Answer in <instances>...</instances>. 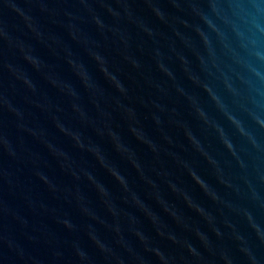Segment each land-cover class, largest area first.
Returning <instances> with one entry per match:
<instances>
[{
    "label": "water",
    "instance_id": "1",
    "mask_svg": "<svg viewBox=\"0 0 264 264\" xmlns=\"http://www.w3.org/2000/svg\"><path fill=\"white\" fill-rule=\"evenodd\" d=\"M0 264H264V0H0Z\"/></svg>",
    "mask_w": 264,
    "mask_h": 264
}]
</instances>
